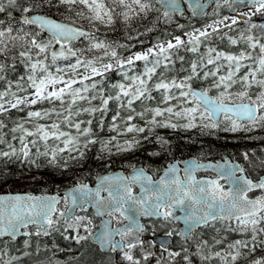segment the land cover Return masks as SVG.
Segmentation results:
<instances>
[{
  "label": "snow or ice",
  "instance_id": "obj_1",
  "mask_svg": "<svg viewBox=\"0 0 264 264\" xmlns=\"http://www.w3.org/2000/svg\"><path fill=\"white\" fill-rule=\"evenodd\" d=\"M184 3L191 16L180 0H0V183L24 168L33 181L109 168L63 198L0 193V264L46 254L40 238L56 234L98 245L99 261L81 249L71 264H264V149L169 160L155 179L148 164L109 167L150 138V155L167 152L159 129L264 133V0ZM149 226L161 239L143 238Z\"/></svg>",
  "mask_w": 264,
  "mask_h": 264
},
{
  "label": "trees",
  "instance_id": "obj_2",
  "mask_svg": "<svg viewBox=\"0 0 264 264\" xmlns=\"http://www.w3.org/2000/svg\"><path fill=\"white\" fill-rule=\"evenodd\" d=\"M242 21V20H241ZM181 22L185 23L184 20ZM201 22V21H200ZM144 23H147L145 21ZM166 27L161 25V28ZM147 39V37H145ZM115 77V73H113ZM158 131L164 133L169 139L172 140V144L169 146L167 152H161L159 156H152L149 153L154 149L158 150L160 146L155 143L154 138H150V142H141L139 147L129 153H123L119 157H113V164L110 169L121 168L123 170H129L130 165L135 163L137 165L148 164L150 171H158L163 164L169 160H178L188 155L198 156L200 159L203 158H215L230 155L233 157L237 151L241 148L251 149L252 147H264V133L257 130L252 133L253 136L257 137L252 140H239L232 139V133H225L223 131L218 133V136H207L201 135L197 139L184 140V133L181 132L179 135L173 134L170 130L159 129ZM106 162L102 163L99 167L95 163H91L84 168V174L77 173L72 176H61L59 172L41 175L35 170L32 171V176L38 177L36 181H33L31 176H28V170L26 168L21 169L13 178L9 179L6 183H0V190H27L30 192H44L62 188L65 185L71 184L76 178L84 181H92L96 173L109 170L105 167ZM18 167V166H17ZM91 168V173L87 172L88 168ZM22 176L27 177L26 179L21 178ZM26 237L21 236L17 239L18 244H15V248L23 250L22 244ZM42 244L49 245L48 252L44 255L36 257H21V264H32L33 259L43 261L45 255L49 260L53 258L60 261V264H71L75 258L76 252L84 249L89 256L92 254H99L92 243L87 241H81L79 244L75 241L67 240L60 234L49 235L46 239L41 237ZM55 245V246H53ZM32 249H35V240L32 243ZM260 255L259 250L252 254L249 259L255 258L256 255ZM72 256V257H71ZM97 258V257H96ZM197 264L199 262L197 261Z\"/></svg>",
  "mask_w": 264,
  "mask_h": 264
},
{
  "label": "water",
  "instance_id": "obj_3",
  "mask_svg": "<svg viewBox=\"0 0 264 264\" xmlns=\"http://www.w3.org/2000/svg\"><path fill=\"white\" fill-rule=\"evenodd\" d=\"M211 0H209V2H210ZM191 2L192 3H197V0H191ZM180 3L182 4V6H183V2H182V0H180ZM254 149H256L257 150V152L259 153V151L261 150V149H264V148H254ZM253 154V153H252ZM253 156H255L256 157V154H253ZM189 157H193V156H189ZM189 157H187V158H184V159H181L180 161H186ZM195 157V156H194ZM228 157V156H227ZM230 158V157H229ZM217 160H222V159H217ZM183 165L181 164V167H182ZM117 170H120V169H114V170H111V171H113V172H115V171H117ZM120 171H123V170H120ZM201 171H204V170H201ZM124 172V171H123ZM159 175V174H158ZM157 175V176H158ZM156 176V177H157ZM155 177V178H156ZM154 178V177H153ZM154 178V179H155ZM91 185V184H90ZM71 186V185H70ZM70 186H66V187H70ZM91 186H95V182L91 185ZM66 187H64V188H66ZM64 188H62V189H60L59 191H57V192H53V191H47V192H44V193H47V194H53V193H55V194H57L58 196H60V197H62V195L64 194V191H63V189ZM139 189H138V187H137V191H138ZM17 191H19V190H17ZM17 191H11V192H17ZM6 192H9V191H0V193H6ZM20 192H27V191H20ZM33 194H37L38 195V193H33ZM42 194V193H41ZM142 218V217H141ZM140 218V219H141ZM125 223V222H124ZM100 225V224H99ZM21 234H23V232L21 231L20 233H18V235L17 236H19V235H21ZM153 236H155V239L156 240H159V239H161V234H159V233H154L152 236H151V238H153Z\"/></svg>",
  "mask_w": 264,
  "mask_h": 264
},
{
  "label": "rangeland",
  "instance_id": "obj_4",
  "mask_svg": "<svg viewBox=\"0 0 264 264\" xmlns=\"http://www.w3.org/2000/svg\"><path fill=\"white\" fill-rule=\"evenodd\" d=\"M215 3V0H213L212 1V3L211 4H214ZM185 8V13L188 15V16H191L192 15V13L188 10V7L186 6V7H184ZM213 11V9H212V7H208V9H207V12L208 13H211ZM223 11V13L224 14H227V15H233L234 13H230V12H228V10L225 8V9H223L222 10ZM260 17H259V15H257L256 16V19H259ZM198 22H203V20H202V18L201 17H197V18H195ZM185 21V23H188L189 21H187V20H184ZM225 23H227V22H225ZM250 158L252 159V160H256V159H254L253 157H251L250 156ZM258 163V162H257ZM164 165V164H163ZM254 172H256V169H254L253 170ZM89 215H91L90 213H89ZM145 235H146V233H145Z\"/></svg>",
  "mask_w": 264,
  "mask_h": 264
},
{
  "label": "flooded vegetation",
  "instance_id": "obj_5",
  "mask_svg": "<svg viewBox=\"0 0 264 264\" xmlns=\"http://www.w3.org/2000/svg\"><path fill=\"white\" fill-rule=\"evenodd\" d=\"M97 219H98V218H97ZM180 226H181V222L177 224V227H180ZM149 228L151 229L150 226H149ZM157 231L160 232V233H162V232L164 231V229H162V228H158ZM143 238L146 239V240H150V239H151V238H150V235H148V234H147V235H144ZM92 247H94V249L99 253L98 245H95V244L93 243ZM158 249H159V248H158V246H157V250H158ZM102 255H105V256H106V255H108V253H103ZM96 257H97L96 260L99 261L100 258H101V254H98ZM113 258H114V259H119V253L116 252V253L114 254V257H113Z\"/></svg>",
  "mask_w": 264,
  "mask_h": 264
},
{
  "label": "bare ground",
  "instance_id": "obj_6",
  "mask_svg": "<svg viewBox=\"0 0 264 264\" xmlns=\"http://www.w3.org/2000/svg\"><path fill=\"white\" fill-rule=\"evenodd\" d=\"M183 8H184V5H183ZM184 10H185V8H184ZM197 17H199V16H197ZM197 17H195V18H197ZM190 155H188V156H185V157H183V158H181V159H184V158H187V157H189ZM218 158L217 157H215V158H212V160H217ZM167 163H165L163 166H165ZM72 257V256H71Z\"/></svg>",
  "mask_w": 264,
  "mask_h": 264
}]
</instances>
